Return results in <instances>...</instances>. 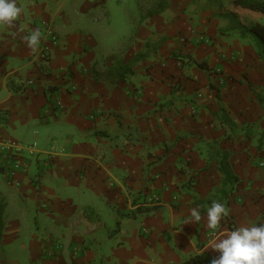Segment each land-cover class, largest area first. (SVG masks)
Returning a JSON list of instances; mask_svg holds the SVG:
<instances>
[{
    "label": "crops",
    "instance_id": "0c3cea01",
    "mask_svg": "<svg viewBox=\"0 0 264 264\" xmlns=\"http://www.w3.org/2000/svg\"><path fill=\"white\" fill-rule=\"evenodd\" d=\"M17 4L21 18L0 28V140L37 142L41 156L28 158L20 187L0 176V264H211L214 239L264 224V61L218 2L167 0L115 45L104 0ZM41 22L59 36L45 60L24 41ZM118 65L133 72L120 78ZM224 189L229 215L212 238L207 210ZM139 196L159 209L122 217Z\"/></svg>",
    "mask_w": 264,
    "mask_h": 264
},
{
    "label": "clouds",
    "instance_id": "9594fccd",
    "mask_svg": "<svg viewBox=\"0 0 264 264\" xmlns=\"http://www.w3.org/2000/svg\"><path fill=\"white\" fill-rule=\"evenodd\" d=\"M23 13L24 9L18 6L17 0H0V28L13 27ZM41 39L42 33L38 29L24 36L27 47L33 53L39 50ZM190 215L196 223L202 219L196 208L191 209ZM228 215L229 210L225 204L213 201L207 210L208 228L217 230ZM209 248L220 253L211 264H264V224H252L232 230L214 239Z\"/></svg>",
    "mask_w": 264,
    "mask_h": 264
},
{
    "label": "trees",
    "instance_id": "16d2710c",
    "mask_svg": "<svg viewBox=\"0 0 264 264\" xmlns=\"http://www.w3.org/2000/svg\"><path fill=\"white\" fill-rule=\"evenodd\" d=\"M215 2L219 3L221 8V14L219 17L221 19L227 20L229 22L230 28L232 32L236 33L240 39L249 40L252 44L255 45L259 56L264 61V26L258 22L246 24L244 23L237 12H244L252 17H258L264 15V0H232L231 5L235 11H227L225 10L221 0H214ZM186 60L189 62H194V64L200 68H206L205 62H197L193 60L191 57H185ZM116 74L121 78L125 75L131 74L133 72L132 66L130 65H118L113 69ZM212 144V146H214ZM229 156L227 154H223V158L218 163L219 172L224 176V187L230 186L231 191L233 185L238 183V179L233 175L230 167V163L228 161ZM229 192L224 189L220 192L219 202L226 200L228 198ZM146 197L139 196L138 200L139 207L134 211H127L122 213V217H135L137 214L141 213H150L153 212L159 207L157 206H146ZM138 203V202H137ZM229 203V202H227ZM199 257L192 258L187 261L186 264H194L195 262L199 261Z\"/></svg>",
    "mask_w": 264,
    "mask_h": 264
},
{
    "label": "built area",
    "instance_id": "2783aa9c",
    "mask_svg": "<svg viewBox=\"0 0 264 264\" xmlns=\"http://www.w3.org/2000/svg\"><path fill=\"white\" fill-rule=\"evenodd\" d=\"M42 39L39 46V58L45 60L50 55L51 50L59 44V36L57 35L54 27L49 22H41ZM26 87H33L36 85L34 80L25 81ZM64 105L60 99H55L52 109L61 111ZM5 120L4 112L0 111V124ZM39 144L34 142L32 144H15L9 141L0 140V176H3L5 181L15 187H20L21 184L16 180L20 174H25L28 171V158H39ZM261 167H264V159L261 160ZM146 206H154L156 200L150 197L146 200ZM145 233L146 229L143 230ZM218 236V232L212 231L211 237Z\"/></svg>",
    "mask_w": 264,
    "mask_h": 264
},
{
    "label": "rangeland",
    "instance_id": "374dc122",
    "mask_svg": "<svg viewBox=\"0 0 264 264\" xmlns=\"http://www.w3.org/2000/svg\"><path fill=\"white\" fill-rule=\"evenodd\" d=\"M104 1L107 2V8L114 16L113 30L114 33L115 31H117V33L114 35V37L111 36L109 38L110 39L109 41L112 42V45H115L117 43L127 44L126 40L129 38V35H127V33L134 35L135 32H137V26L136 24H134L136 20L138 19L140 20L142 14L144 16H150L152 12L157 13L158 11H163L162 9L165 7L166 5L165 2L167 0H104ZM118 1H120L121 3L120 7ZM124 16H129L130 19H128V21L126 22ZM258 17H259L257 18L258 23L264 26V15ZM143 20L145 19H141V21ZM130 23L133 24L131 25ZM123 35H125L127 38H124ZM10 142L15 144H26V145L27 143H29L26 141L22 143L20 140L16 138H13L12 140H10Z\"/></svg>",
    "mask_w": 264,
    "mask_h": 264
}]
</instances>
